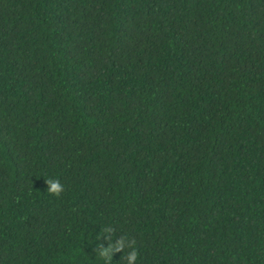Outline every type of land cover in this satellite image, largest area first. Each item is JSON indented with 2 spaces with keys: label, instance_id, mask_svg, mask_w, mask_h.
Returning <instances> with one entry per match:
<instances>
[{
  "label": "trees",
  "instance_id": "16d2710c",
  "mask_svg": "<svg viewBox=\"0 0 264 264\" xmlns=\"http://www.w3.org/2000/svg\"><path fill=\"white\" fill-rule=\"evenodd\" d=\"M102 227L264 264V0H0V264H102Z\"/></svg>",
  "mask_w": 264,
  "mask_h": 264
},
{
  "label": "clouds",
  "instance_id": "9594fccd",
  "mask_svg": "<svg viewBox=\"0 0 264 264\" xmlns=\"http://www.w3.org/2000/svg\"><path fill=\"white\" fill-rule=\"evenodd\" d=\"M42 176V175H41ZM44 177V176H43ZM47 192L52 195L59 196L64 191V185L60 182L58 178H46ZM114 230L111 227H102L98 239L101 241L103 237L108 240L107 246H103L100 243L99 248L96 250V259L102 261V264H112L113 253L122 252L124 256L125 249H130L127 252L126 264H136L138 259V250L133 247L134 241H129L125 236H119V238L113 235ZM110 237V238H109ZM121 256V257H122ZM59 259H64L60 257ZM75 259V257H73Z\"/></svg>",
  "mask_w": 264,
  "mask_h": 264
}]
</instances>
